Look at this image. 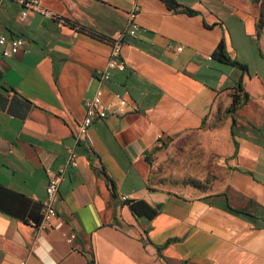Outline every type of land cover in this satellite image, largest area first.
Wrapping results in <instances>:
<instances>
[{
  "label": "crops",
  "instance_id": "obj_1",
  "mask_svg": "<svg viewBox=\"0 0 264 264\" xmlns=\"http://www.w3.org/2000/svg\"><path fill=\"white\" fill-rule=\"evenodd\" d=\"M38 2L51 17L22 18L17 0H0L1 33L27 50L0 54V264H264V0H176L178 11L161 0ZM134 7L125 68L108 69ZM220 43L244 69L213 56ZM97 90L107 115L89 127L91 143H75ZM192 136L224 179L206 191L158 186L154 149ZM69 148L77 166L65 169L56 218L35 231ZM138 200L157 214L134 215Z\"/></svg>",
  "mask_w": 264,
  "mask_h": 264
},
{
  "label": "built area",
  "instance_id": "obj_2",
  "mask_svg": "<svg viewBox=\"0 0 264 264\" xmlns=\"http://www.w3.org/2000/svg\"><path fill=\"white\" fill-rule=\"evenodd\" d=\"M17 3L21 7L20 16L24 18L29 11H34L42 16L51 17V13L44 10L38 0H17ZM138 8H132L127 14L126 27L119 36L111 41L110 53L107 61V68L117 69L119 71L124 70V62L121 58V49L124 42V37H135L138 31L137 24ZM25 41L21 37L7 38L0 31V54L4 58H9L17 55L21 52H27L25 49ZM182 48H177L180 51ZM95 76L99 82H105L109 79V73L107 69H100L95 71ZM101 91L97 90L92 98L84 102L85 115L80 123L77 124L76 131L74 133L75 143L83 141L85 143H91V139L88 134V129L95 119H103L107 115L106 107L101 100ZM119 106H126V101L123 99L118 100ZM77 166V155L74 148L67 149V159L63 167H60L49 178L45 187V196L41 202V218L37 223H33L35 231H44L51 227V221L56 218V211L54 204L57 201V191L59 184L64 178L66 167ZM122 200H127L126 197H122ZM74 240V234H70L67 237V242L71 243ZM24 264V263H20Z\"/></svg>",
  "mask_w": 264,
  "mask_h": 264
},
{
  "label": "rangeland",
  "instance_id": "obj_3",
  "mask_svg": "<svg viewBox=\"0 0 264 264\" xmlns=\"http://www.w3.org/2000/svg\"><path fill=\"white\" fill-rule=\"evenodd\" d=\"M194 136L179 138L167 143L155 152L152 158V177L156 184L176 192H184L189 184L198 185L199 190L215 189L224 179L223 168L209 159H203L192 145Z\"/></svg>",
  "mask_w": 264,
  "mask_h": 264
},
{
  "label": "trees",
  "instance_id": "obj_4",
  "mask_svg": "<svg viewBox=\"0 0 264 264\" xmlns=\"http://www.w3.org/2000/svg\"><path fill=\"white\" fill-rule=\"evenodd\" d=\"M168 9H170L171 11H178V10H181L182 7L176 2V0H161ZM185 12H188V13H193L192 10H189V9H183ZM262 13L260 15V18H259V22H258V25L260 26V24L262 23ZM258 27V26H257ZM213 56L215 58H217L219 61L221 62H224V63H227V64H230V65H233V66H237L241 69H244V66L241 65L240 63H238L237 61L235 60H231L227 55L226 53L224 52L223 50V45L222 43H220L218 46H217V49L216 51L214 52ZM239 91H241V89L239 88L238 89ZM232 97V100H231V104L230 106L228 107L227 109V112L229 114H233L241 100L239 98V96L235 93H233L231 95ZM243 99L245 100L246 99V95L244 94L243 96ZM232 121L234 122V118H232ZM164 144H161L160 147H157L154 149L153 152L157 151V150H160L162 148H164ZM103 177L105 178V180L109 183V186L111 189H113V182L111 180V178L104 172V171H101L100 172ZM196 185V184H195ZM129 209L130 211L134 214V215H137V216H141V215H144V216H147V218H152L153 216H155L157 214V209H152L150 208L144 201H141V200H138V201H133V202H130L129 203ZM163 248V247H161ZM160 249V248H159Z\"/></svg>",
  "mask_w": 264,
  "mask_h": 264
}]
</instances>
